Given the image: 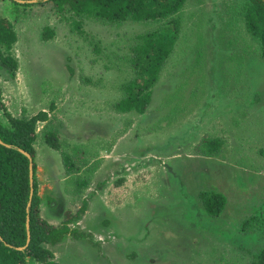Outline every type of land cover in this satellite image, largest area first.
Wrapping results in <instances>:
<instances>
[{
  "label": "rangeland",
  "instance_id": "374dc122",
  "mask_svg": "<svg viewBox=\"0 0 264 264\" xmlns=\"http://www.w3.org/2000/svg\"><path fill=\"white\" fill-rule=\"evenodd\" d=\"M21 1L29 7L0 0V18L18 35L11 55L19 68L13 80L0 75V125L48 114L34 144L38 216L69 229L44 245L53 260L253 261L264 248V60L242 21L245 0L185 2L179 38L143 115L111 105L131 78L135 37L160 24H110L51 0ZM46 130L74 153L78 175H67ZM203 192L226 197L219 218L207 216Z\"/></svg>",
  "mask_w": 264,
  "mask_h": 264
},
{
  "label": "trees",
  "instance_id": "16d2710c",
  "mask_svg": "<svg viewBox=\"0 0 264 264\" xmlns=\"http://www.w3.org/2000/svg\"><path fill=\"white\" fill-rule=\"evenodd\" d=\"M15 8H26L10 0ZM187 0H51L58 9L74 13L82 18H97L110 24L158 23L160 28L144 32L135 37L129 49L127 61L131 78L121 85L122 96L111 107L121 113L136 112L143 115L151 106L154 88L159 83L169 64L172 45L181 32L180 13ZM40 5L43 3H39ZM33 5V4H30ZM242 21L253 40L259 43L264 60V0H245ZM18 41L13 24L0 18V75L7 81L18 74V63L11 50ZM48 120L46 112L31 119L9 116L10 126L0 125V264H58L53 254L44 247L56 244L69 232L65 225L56 228L38 216L39 198L34 177V196L31 200L30 160L20 150L28 152L36 171L37 124ZM45 143L61 153L67 175H78L79 162L74 153L62 149L63 140L54 130L43 134ZM219 147L215 146L214 152ZM213 153V152H210ZM82 178L75 181L76 187L83 186ZM31 208L28 212V204ZM200 202L211 219H217L224 211L227 199L224 195L203 192ZM264 210L260 213L264 218ZM30 217L31 242L27 245V217ZM256 220V217H254ZM264 220V219H263ZM67 224V223H66ZM26 247L25 249H23ZM249 264H264V248Z\"/></svg>",
  "mask_w": 264,
  "mask_h": 264
},
{
  "label": "water",
  "instance_id": "95a60500",
  "mask_svg": "<svg viewBox=\"0 0 264 264\" xmlns=\"http://www.w3.org/2000/svg\"><path fill=\"white\" fill-rule=\"evenodd\" d=\"M19 3H23V1L21 0H15ZM47 1V0H46ZM36 2V1H34ZM0 143L3 144V142L1 141L0 139ZM22 154H24L29 160H30V183H31V200L34 196V177H35V171H34V161L32 159V156L26 152V151H23V150H20ZM31 200L28 204V212L30 211V208H31ZM0 239H1V236H0ZM31 242V231H30V217L28 216L27 217V245L30 244ZM26 247H24L23 249H25Z\"/></svg>",
  "mask_w": 264,
  "mask_h": 264
},
{
  "label": "crops",
  "instance_id": "0c3cea01",
  "mask_svg": "<svg viewBox=\"0 0 264 264\" xmlns=\"http://www.w3.org/2000/svg\"><path fill=\"white\" fill-rule=\"evenodd\" d=\"M45 112V111H44ZM35 117V116H34ZM79 190H80V188H79Z\"/></svg>",
  "mask_w": 264,
  "mask_h": 264
}]
</instances>
